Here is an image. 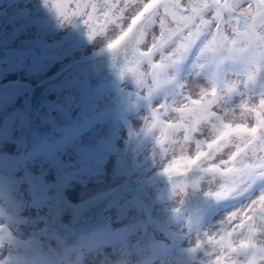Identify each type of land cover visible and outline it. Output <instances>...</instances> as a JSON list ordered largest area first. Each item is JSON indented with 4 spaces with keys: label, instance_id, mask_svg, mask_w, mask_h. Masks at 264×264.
Segmentation results:
<instances>
[{
    "label": "rangeland",
    "instance_id": "obj_1",
    "mask_svg": "<svg viewBox=\"0 0 264 264\" xmlns=\"http://www.w3.org/2000/svg\"><path fill=\"white\" fill-rule=\"evenodd\" d=\"M78 2L98 0H0V264H20L25 250L48 264H61L60 252L84 264H212L207 236L231 205L203 195L218 188L210 176L193 191L192 172L163 174L196 149L181 151L182 136L162 127L179 120L171 97L157 103L167 85H153L137 58L150 36L135 53L123 41L110 51L119 29L109 24L89 41L81 16L93 10L74 16ZM205 84H190L193 96Z\"/></svg>",
    "mask_w": 264,
    "mask_h": 264
},
{
    "label": "snow or ice",
    "instance_id": "obj_2",
    "mask_svg": "<svg viewBox=\"0 0 264 264\" xmlns=\"http://www.w3.org/2000/svg\"><path fill=\"white\" fill-rule=\"evenodd\" d=\"M50 6L68 18L64 4ZM88 8L93 11L81 18L88 17L84 24L91 26L89 41L93 31L106 30L109 24L119 29L106 45L110 51L123 41L135 53L150 36V46L145 43L147 51L137 58L152 69L147 75L153 85H167L155 96L157 103L163 98L166 103L160 106L166 108L171 97V111L179 120L162 127L182 136L175 143L181 151L191 143L196 149L181 158L182 170L173 160L163 174L172 179L170 169L181 177L192 172L197 177L191 181L193 191L203 189L200 181L210 176L218 188L203 190V195L231 205L220 220L219 239L207 236V243L217 249L212 264H240L236 257L241 255L243 264H256L257 255L264 260V239L256 241L257 227L264 238V0H98L78 2L73 15ZM93 20L102 22L97 26ZM157 54L158 61L153 59ZM199 82L206 84L193 96L190 84ZM237 111L241 122L229 119ZM205 129L213 135H196L203 136Z\"/></svg>",
    "mask_w": 264,
    "mask_h": 264
},
{
    "label": "clouds",
    "instance_id": "obj_3",
    "mask_svg": "<svg viewBox=\"0 0 264 264\" xmlns=\"http://www.w3.org/2000/svg\"><path fill=\"white\" fill-rule=\"evenodd\" d=\"M55 255L60 257L61 264H84V259L81 255L65 256L62 252ZM20 256L22 257L20 264H48L38 252L25 250L20 253ZM6 257L7 253L5 252L3 257H0V262ZM118 264H122V262H118Z\"/></svg>",
    "mask_w": 264,
    "mask_h": 264
},
{
    "label": "bare ground",
    "instance_id": "obj_4",
    "mask_svg": "<svg viewBox=\"0 0 264 264\" xmlns=\"http://www.w3.org/2000/svg\"><path fill=\"white\" fill-rule=\"evenodd\" d=\"M198 86H199V84H198ZM238 117H241V119H242L241 121L244 120V118L240 115L239 111H237L234 115H231L229 117V119H232L233 121L238 122V120H240V119H238Z\"/></svg>",
    "mask_w": 264,
    "mask_h": 264
}]
</instances>
